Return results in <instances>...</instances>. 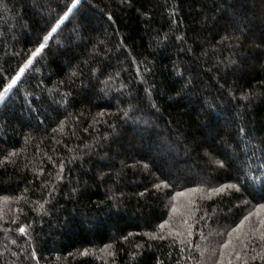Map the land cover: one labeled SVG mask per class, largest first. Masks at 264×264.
<instances>
[{
  "label": "trees",
  "instance_id": "obj_1",
  "mask_svg": "<svg viewBox=\"0 0 264 264\" xmlns=\"http://www.w3.org/2000/svg\"><path fill=\"white\" fill-rule=\"evenodd\" d=\"M21 68L0 264H264V0H0Z\"/></svg>",
  "mask_w": 264,
  "mask_h": 264
},
{
  "label": "snow or ice",
  "instance_id": "obj_2",
  "mask_svg": "<svg viewBox=\"0 0 264 264\" xmlns=\"http://www.w3.org/2000/svg\"><path fill=\"white\" fill-rule=\"evenodd\" d=\"M72 2H73V5H75V4L79 3V0H72ZM122 2L129 3L130 0H122ZM71 11H72V8L69 7L68 8V11L65 12L64 15L67 16L68 15V12H71ZM61 20H63V17H61ZM59 23H60V21L57 22V26H59ZM52 31L55 32L56 31V27H53L52 28ZM44 39L47 40L48 37L45 36ZM43 47H44V45L43 44H40V46L36 49V51L32 55L35 56L37 53H39L41 51V49ZM30 62H31V58L29 59V63ZM26 66L27 65H25V67ZM23 72H24V68H21L20 69V72L17 73V77L13 78L11 80V82L2 91H0V100H2L4 98V96H5V94L8 92V90L11 89L14 84H16L17 79L19 78L20 74H22ZM14 154L15 153H10V155H14ZM217 163L220 164V166H223V162L222 161H218ZM164 186L165 187H169V185H167L166 183L164 184ZM155 187L159 189L161 186L158 184V185H155ZM225 187H227V188H234L237 191H239L238 185H235V184L221 186L220 188L212 189V191L219 192V191L223 190V188H225ZM188 191H190V192L191 191H196V189H188ZM182 194L183 193H176V195H182ZM256 207H257V210H258L257 214H259L260 211H264V204H258ZM173 211H175V207H173ZM251 215H252V213H249V216H251ZM249 216H245L244 219L240 221V224L237 225V227L235 229H233V232L239 230L243 226L244 222L249 219ZM166 223H167V221H164V223H161L159 225V227L160 228H163ZM260 224H261V226H264V219L260 220ZM18 230H19L20 233H24L25 232V227L24 226H21ZM229 236H231V233H229ZM261 239H264V233H261ZM230 242L231 241L229 240L228 243H230ZM227 246H228V244L226 243L224 245V247H227Z\"/></svg>",
  "mask_w": 264,
  "mask_h": 264
}]
</instances>
